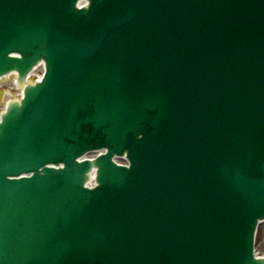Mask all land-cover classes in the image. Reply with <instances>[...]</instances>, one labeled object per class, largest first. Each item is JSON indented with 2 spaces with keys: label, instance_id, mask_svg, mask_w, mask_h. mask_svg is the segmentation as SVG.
Returning <instances> with one entry per match:
<instances>
[{
  "label": "water",
  "instance_id": "1",
  "mask_svg": "<svg viewBox=\"0 0 264 264\" xmlns=\"http://www.w3.org/2000/svg\"><path fill=\"white\" fill-rule=\"evenodd\" d=\"M78 2L0 0V264H264V0Z\"/></svg>",
  "mask_w": 264,
  "mask_h": 264
},
{
  "label": "rangeland",
  "instance_id": "2",
  "mask_svg": "<svg viewBox=\"0 0 264 264\" xmlns=\"http://www.w3.org/2000/svg\"><path fill=\"white\" fill-rule=\"evenodd\" d=\"M3 102L0 100V112L2 111ZM257 250L260 254L264 255V223H262L258 230L257 235Z\"/></svg>",
  "mask_w": 264,
  "mask_h": 264
},
{
  "label": "bare ground",
  "instance_id": "3",
  "mask_svg": "<svg viewBox=\"0 0 264 264\" xmlns=\"http://www.w3.org/2000/svg\"><path fill=\"white\" fill-rule=\"evenodd\" d=\"M15 86H17V85H15Z\"/></svg>",
  "mask_w": 264,
  "mask_h": 264
}]
</instances>
